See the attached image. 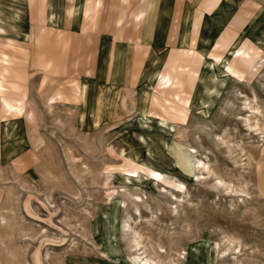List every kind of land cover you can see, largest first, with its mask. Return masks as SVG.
<instances>
[{
  "label": "rangeland",
  "instance_id": "1",
  "mask_svg": "<svg viewBox=\"0 0 264 264\" xmlns=\"http://www.w3.org/2000/svg\"><path fill=\"white\" fill-rule=\"evenodd\" d=\"M264 264V0H0V264Z\"/></svg>",
  "mask_w": 264,
  "mask_h": 264
},
{
  "label": "bare ground",
  "instance_id": "2",
  "mask_svg": "<svg viewBox=\"0 0 264 264\" xmlns=\"http://www.w3.org/2000/svg\"><path fill=\"white\" fill-rule=\"evenodd\" d=\"M140 260V262H139V264H153L152 262H150L149 260H148V258H146V259H139Z\"/></svg>",
  "mask_w": 264,
  "mask_h": 264
}]
</instances>
